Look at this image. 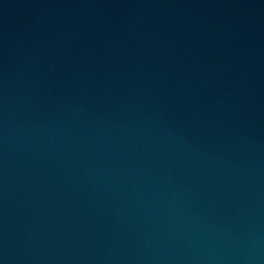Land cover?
I'll return each instance as SVG.
<instances>
[{
    "label": "water",
    "instance_id": "1",
    "mask_svg": "<svg viewBox=\"0 0 264 264\" xmlns=\"http://www.w3.org/2000/svg\"><path fill=\"white\" fill-rule=\"evenodd\" d=\"M0 264H264V0H0Z\"/></svg>",
    "mask_w": 264,
    "mask_h": 264
}]
</instances>
